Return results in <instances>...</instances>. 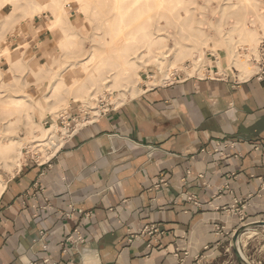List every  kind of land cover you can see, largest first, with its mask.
Masks as SVG:
<instances>
[{
  "label": "crops",
  "instance_id": "1",
  "mask_svg": "<svg viewBox=\"0 0 264 264\" xmlns=\"http://www.w3.org/2000/svg\"><path fill=\"white\" fill-rule=\"evenodd\" d=\"M228 65L210 53L202 76L144 85L78 125L48 163L2 178L0 264H199L264 223V73L239 79Z\"/></svg>",
  "mask_w": 264,
  "mask_h": 264
},
{
  "label": "rangeland",
  "instance_id": "2",
  "mask_svg": "<svg viewBox=\"0 0 264 264\" xmlns=\"http://www.w3.org/2000/svg\"><path fill=\"white\" fill-rule=\"evenodd\" d=\"M131 1L0 0L1 182L25 162L23 148L44 136V122L66 115L73 105L96 111L102 97L117 107L144 85L162 84L168 69L167 75L185 71L202 76L204 57L210 53L226 56L239 79L244 78L233 61L234 50L239 62H246L248 75L264 58V0H162L160 10L155 1L137 0L136 7ZM53 11L63 12L64 18L49 29ZM122 26L129 46L121 54L126 59L139 56L128 82L113 84L117 60L105 52L93 71L72 70L92 47L104 50ZM46 29L50 31L39 37ZM230 29L234 33L228 35ZM192 65L196 68L185 69ZM96 74L103 80L94 85ZM199 259V264H264V225H243Z\"/></svg>",
  "mask_w": 264,
  "mask_h": 264
},
{
  "label": "built area",
  "instance_id": "3",
  "mask_svg": "<svg viewBox=\"0 0 264 264\" xmlns=\"http://www.w3.org/2000/svg\"><path fill=\"white\" fill-rule=\"evenodd\" d=\"M261 61L257 62V67L259 68L258 76L264 73L263 66L261 65ZM178 73L177 71H172V73L162 80L164 81L162 84H171L175 81H178ZM111 103L106 102L105 98H100L97 103L98 113L95 114L93 110L81 109L80 115L77 116H69L61 115L57 116L55 119L50 117L49 120L44 122V131L46 132L43 137L32 141L29 145H26L23 148V153L25 156V161L34 162L35 164L42 165L49 162L51 157L55 155L57 151L63 146L64 141L73 133L75 128L78 126V123L84 124L88 121H92L94 118H97L101 115L106 114L108 111L114 109ZM93 117V118H92ZM55 124V127H53ZM220 143L216 144V147L212 150L213 153H220L221 155H227L223 150L220 149ZM224 146H232L230 144H225ZM204 151V149H203ZM241 204L239 201H235V204ZM47 206V205H46ZM72 209V205H70ZM243 209V206L241 207ZM240 207L234 208L230 207L231 211L238 214L240 219L243 220L244 215L242 214V209ZM147 233L152 234L157 232V228L152 225L144 228ZM77 232V230L75 231ZM133 236V235H131ZM72 236L68 237L67 240H71ZM76 240L82 241L81 237L78 235ZM131 241V239H129ZM74 242V241H73Z\"/></svg>",
  "mask_w": 264,
  "mask_h": 264
},
{
  "label": "bare ground",
  "instance_id": "4",
  "mask_svg": "<svg viewBox=\"0 0 264 264\" xmlns=\"http://www.w3.org/2000/svg\"><path fill=\"white\" fill-rule=\"evenodd\" d=\"M81 1V0H80ZM123 1V0H122ZM151 1H155L156 3V7L157 9L160 10V4H161V1L162 0H151ZM160 1V2H159ZM131 3H133L132 5H134L135 7L137 6V0H132ZM158 4V5H157ZM163 4V3H162ZM147 5V4H146ZM127 6V5H125ZM163 7H164V4H163ZM162 7V8H163ZM127 8V7H126ZM117 9V8H116ZM162 11V10H161ZM66 12V11H65ZM64 12V13H65ZM54 13V21H52L49 25H47L49 27V29L52 27L54 28V26H56V23L60 22L62 19H61V14L60 12L58 11H53ZM149 15V14H148ZM63 16V15H62ZM259 17V16H258ZM261 19V17H259ZM262 20V19H261ZM261 22V21H260ZM263 22V21H262ZM57 23V26L60 25ZM264 23V22H263ZM264 27V26H263ZM236 28V27H235ZM234 28V29H235ZM234 29H230L227 31V34H231V33H234ZM239 29V28H238ZM238 29L236 31H238ZM246 29V28H245ZM226 33V32H225ZM248 33V32H247ZM250 33V32H249ZM126 31L124 30V27H119L118 31H117V34L114 35L112 41H110L109 45L104 49V50H100L99 47H92L91 51H90V54L87 56V58L85 60L82 61V63H80V66H77L75 68H73L72 70H76V69H86L87 71H93L92 69L94 68L95 65L98 64V57H100L101 55V52H105L106 54H111L116 60H117V63L115 65L116 69L115 71L113 72L112 74V81H113V84L117 85L119 84L120 82L122 83H126L128 82L132 77H133V74L135 73V69L137 66V59H139L138 55L136 56H133L132 59H126L127 55H123L121 54L123 51H126L127 50V47L129 46L127 43L124 42V39L126 37ZM254 34V33H253ZM150 35V33H149ZM148 35V36H149ZM146 37H147V34H146ZM129 38V37H128ZM149 38V37H148ZM128 40V39H127ZM230 40V39H229ZM238 45V44H237ZM181 51V54H185V51H183V49H180ZM4 52V50H3ZM111 52V53H110ZM163 53V52H162ZM104 54V53H103ZM102 54V55H103ZM161 54V53H160ZM232 54L234 55V59L233 61L236 60V67L238 68L239 70V76L241 78H245L248 76V72L250 71L247 66H246V62H244V65H243V62H239V53L236 52L235 50L232 52ZM165 55V54H164ZM167 55V54H166ZM163 56V55H162ZM159 58V57H157ZM196 67H193V65L189 68V67H185V69H188L189 71L192 70V69H195ZM90 69V70H89ZM170 71V69H168L165 73V77L168 76V72ZM65 74H63L64 76ZM61 77V76H60ZM103 80V79H101ZM99 78H98V75H94L93 78H92V84L94 85H97L99 81H101ZM133 83V82H132ZM112 84V86H113ZM134 91L137 93L140 91L139 87H135ZM132 91V92H134ZM12 107V106H11ZM13 108V107H12ZM95 114L98 113V110L94 111ZM59 116V115H57ZM56 116V117H57ZM93 118V117H92ZM77 125H81V123H78ZM53 127H55V124H53ZM3 188V183L0 181V192Z\"/></svg>",
  "mask_w": 264,
  "mask_h": 264
},
{
  "label": "water",
  "instance_id": "5",
  "mask_svg": "<svg viewBox=\"0 0 264 264\" xmlns=\"http://www.w3.org/2000/svg\"><path fill=\"white\" fill-rule=\"evenodd\" d=\"M262 225H264V223H261ZM237 238V232L234 234V238L233 240H235Z\"/></svg>",
  "mask_w": 264,
  "mask_h": 264
}]
</instances>
